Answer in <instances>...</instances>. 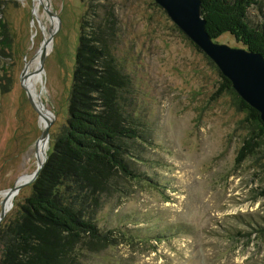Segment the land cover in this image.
Returning a JSON list of instances; mask_svg holds the SVG:
<instances>
[{
	"label": "rangeland",
	"instance_id": "obj_1",
	"mask_svg": "<svg viewBox=\"0 0 264 264\" xmlns=\"http://www.w3.org/2000/svg\"><path fill=\"white\" fill-rule=\"evenodd\" d=\"M47 4L53 20L42 5L35 12L34 0L0 5L11 46V55L0 56V194L37 167L44 126L21 87L23 71L36 69L42 43L55 31L37 81L52 114L48 156L68 118L82 18L89 6L100 17L111 7L120 29L113 55L131 80L132 116L141 125L129 161L141 180L98 212L97 228L108 241L92 242L81 264H264V135L236 163L244 141L259 131L237 109L234 92L218 93L217 67L154 0ZM248 22L264 28V3L249 10ZM215 41L244 48L229 34ZM33 184L14 197L0 228Z\"/></svg>",
	"mask_w": 264,
	"mask_h": 264
},
{
	"label": "trees",
	"instance_id": "obj_2",
	"mask_svg": "<svg viewBox=\"0 0 264 264\" xmlns=\"http://www.w3.org/2000/svg\"><path fill=\"white\" fill-rule=\"evenodd\" d=\"M200 1L212 39L229 34L264 58V28L248 22L249 10L264 0ZM88 8L92 15L87 21L85 13L80 25L66 124L32 185V194L0 228V264H81V255L92 251V242L108 241L97 228L98 212L141 180L129 165L134 144L142 140L141 125L132 116V83L113 55L118 21L111 7H104L102 17ZM7 35L8 26L0 22L3 57L11 55ZM221 79L218 93L234 92L231 83ZM234 95L237 109L259 131L244 141L236 157L240 163L254 152L264 124L257 111Z\"/></svg>",
	"mask_w": 264,
	"mask_h": 264
},
{
	"label": "water",
	"instance_id": "obj_3",
	"mask_svg": "<svg viewBox=\"0 0 264 264\" xmlns=\"http://www.w3.org/2000/svg\"><path fill=\"white\" fill-rule=\"evenodd\" d=\"M42 4L50 20L56 16L47 10L48 4ZM171 20V22L197 47L219 70L232 86L233 91L247 103L252 109L259 113L261 122L264 124V58L257 53H253L244 48H232L226 44H219L212 39L206 31V21L201 13L200 0H154ZM55 31H50V36L44 39L38 54L37 67L35 73L40 75L43 72V63L46 57V47L50 44ZM27 77V67L23 71L20 84L27 95L28 102L33 111L39 116L44 115L39 111L38 104L24 89L23 83ZM41 137L35 144V154L37 157V145L41 140H49V129L52 122L46 119ZM47 155L42 162H37L35 171L28 176H23L25 180L19 178L14 186L5 191V199L1 202L0 223L7 216L4 210L6 202L12 199L19 191L34 183L42 170Z\"/></svg>",
	"mask_w": 264,
	"mask_h": 264
},
{
	"label": "bare ground",
	"instance_id": "obj_4",
	"mask_svg": "<svg viewBox=\"0 0 264 264\" xmlns=\"http://www.w3.org/2000/svg\"><path fill=\"white\" fill-rule=\"evenodd\" d=\"M42 4H45V0H34L35 12H36V10H38V8ZM49 48H50V44L45 48L46 52H48ZM38 79H39V75L35 73V70L34 71L27 70V77H26L25 83H23V85H24L25 90L28 92V94L38 104L39 111L44 115V117L40 118V123H41L42 126H44L46 124V121H47L46 119L50 120L52 118V114L43 106V103L40 100V96H39V93L37 91V81H38ZM37 148H38V160H37V162H42L44 160L45 156L47 155L48 150H49V141L46 140V139L41 140L38 143ZM25 179H24V177L21 178V180H25ZM0 196L3 199H5V193H1ZM14 197L6 202L4 210L7 213L9 212V210L11 209V207L13 205Z\"/></svg>",
	"mask_w": 264,
	"mask_h": 264
}]
</instances>
